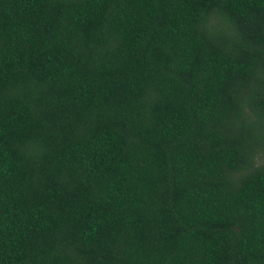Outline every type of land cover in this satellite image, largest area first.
Returning a JSON list of instances; mask_svg holds the SVG:
<instances>
[{
	"label": "trees",
	"instance_id": "16d2710c",
	"mask_svg": "<svg viewBox=\"0 0 264 264\" xmlns=\"http://www.w3.org/2000/svg\"><path fill=\"white\" fill-rule=\"evenodd\" d=\"M0 264H264V0H0Z\"/></svg>",
	"mask_w": 264,
	"mask_h": 264
}]
</instances>
